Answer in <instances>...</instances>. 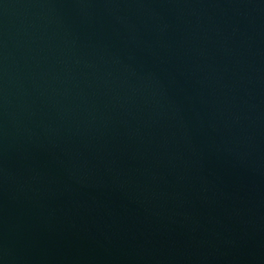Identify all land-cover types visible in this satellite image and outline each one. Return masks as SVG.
<instances>
[{
    "label": "water",
    "instance_id": "1",
    "mask_svg": "<svg viewBox=\"0 0 264 264\" xmlns=\"http://www.w3.org/2000/svg\"><path fill=\"white\" fill-rule=\"evenodd\" d=\"M198 0H0V264H221Z\"/></svg>",
    "mask_w": 264,
    "mask_h": 264
}]
</instances>
